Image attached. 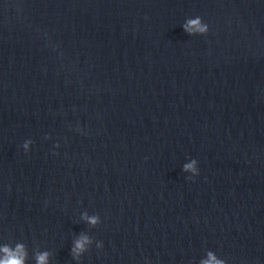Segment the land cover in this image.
Instances as JSON below:
<instances>
[{
    "label": "water",
    "instance_id": "obj_1",
    "mask_svg": "<svg viewBox=\"0 0 264 264\" xmlns=\"http://www.w3.org/2000/svg\"><path fill=\"white\" fill-rule=\"evenodd\" d=\"M18 243L27 264H264V0H0V246Z\"/></svg>",
    "mask_w": 264,
    "mask_h": 264
},
{
    "label": "clouds",
    "instance_id": "obj_2",
    "mask_svg": "<svg viewBox=\"0 0 264 264\" xmlns=\"http://www.w3.org/2000/svg\"><path fill=\"white\" fill-rule=\"evenodd\" d=\"M182 27L189 35H204L209 31L208 25L204 23L200 17H196L194 19L189 18L182 25ZM30 144H32L31 140H28L24 143L23 148L25 152L29 151ZM183 170L185 172L192 173V176H190L189 179L199 175L198 161L196 159H192L190 163L184 165ZM83 218L93 226L100 222V218L97 215L87 216V214H84ZM89 243L90 241L88 237L84 236L83 234L80 236V238L75 240L74 247L71 250L73 258L79 259L87 251L86 245ZM96 247H103L102 242H98ZM0 253H2V256H0V264H27L28 252L26 246L22 243H18L15 246V249L7 244L0 246ZM207 255L209 258L202 260L201 264H224V261L217 260L212 252H209ZM48 256L49 253L47 251L37 252L35 254L36 264H48Z\"/></svg>",
    "mask_w": 264,
    "mask_h": 264
}]
</instances>
